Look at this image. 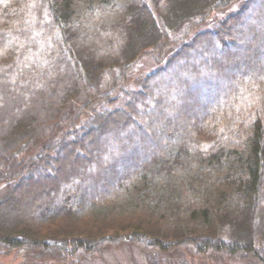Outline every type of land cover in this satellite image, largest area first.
Wrapping results in <instances>:
<instances>
[{"label":"trees","instance_id":"obj_1","mask_svg":"<svg viewBox=\"0 0 264 264\" xmlns=\"http://www.w3.org/2000/svg\"><path fill=\"white\" fill-rule=\"evenodd\" d=\"M237 1L0 0V256L87 259L127 242L264 264V0L192 31ZM147 54L166 60L121 107L93 110L95 129L75 127L104 102L102 76ZM106 133L87 172L54 176L65 145ZM36 172L52 181L34 201L57 207L13 221L5 206Z\"/></svg>","mask_w":264,"mask_h":264},{"label":"rangeland","instance_id":"obj_2","mask_svg":"<svg viewBox=\"0 0 264 264\" xmlns=\"http://www.w3.org/2000/svg\"><path fill=\"white\" fill-rule=\"evenodd\" d=\"M244 0H238L234 4H232L229 8L219 11L213 14L209 20L204 22L203 24L193 27L192 31H201L206 29L215 28L220 20L226 17L229 14L235 13L240 6V4ZM248 15V14H247ZM176 48H172L170 53L174 52ZM169 54V52H168ZM165 58V59H164ZM161 61H156L150 55L142 56L139 61L133 65L123 77H118L117 71H109L106 72L98 85L99 91L102 96L107 95L102 98V101L108 99H117L115 106L121 107L122 102L124 100V93L137 90L141 87V83L144 77L160 67L166 60V56ZM161 95L158 94L154 98L160 99ZM108 101L99 102L93 104L90 108H84L82 110V115L78 119V122L75 127L81 128H94L97 125L96 122H92L90 120L92 111H108L112 109L114 106L110 105ZM157 110V107H154ZM152 112V110H151ZM31 112L26 108L23 110V113L20 115L22 118L29 117ZM66 124H63L53 134V136L48 139V142L52 144H56L58 135L62 133L66 129ZM119 132V131H118ZM117 133V132H115ZM119 132L118 134H121ZM0 133V148L6 144L5 141L6 136ZM108 134H104L103 136H99L93 138L90 141V138L82 142L80 145H75L73 151L69 153L68 145L64 146L63 154H60V160L55 162L56 171L54 176H61V174L65 173H84L87 172L88 166H91V162L97 161L96 155L97 150L101 149L104 146V142H107L110 138ZM56 140V141H55ZM55 141V142H54ZM40 147V146H39ZM95 147V148H94ZM38 150V149H35ZM53 150V149H52ZM51 150V151H52ZM1 152V150H0ZM55 153V151H53ZM27 152H25L22 156L19 157L21 159H25ZM88 163V164H87ZM69 168V170H68ZM127 170H130V167L127 166ZM75 171V172H74ZM91 172V171H90ZM41 172H36L33 178L30 181L24 180L21 184L19 191H17V195L13 196V199L10 203L5 206V210H9L11 212L10 217L13 221L16 220L17 214H21V220L27 219L29 217L42 216L47 212H51L57 207V204H46V201H34L36 198H42V193L46 190V186H49V183L52 181L51 178H42L40 175ZM92 176L94 174H100L99 170H92ZM70 182V180H69ZM81 187L83 190V186L79 185L77 187ZM79 187V188H80ZM92 188V187H91ZM7 189V185L0 184V198L5 195ZM27 190V192H26ZM92 191H97V189H91ZM61 197L69 194H73L71 188H67L66 186L61 188L60 191ZM60 197V198H61ZM73 198V197H72ZM75 203L77 205L81 203V199H75ZM213 256V255H212ZM0 264H246L242 261H238L236 259H220L217 257L202 256V257H193L189 255L185 250H176L171 253H163L159 250L155 251H144L140 249L136 244L131 243H122L119 245H109L103 248H100L99 252L90 258L87 259H66L59 256H51L49 254H42L31 252L28 250H14L6 255L0 256Z\"/></svg>","mask_w":264,"mask_h":264}]
</instances>
